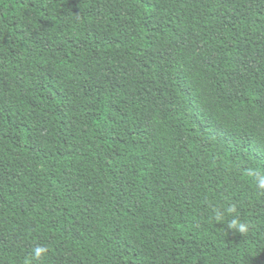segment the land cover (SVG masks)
I'll list each match as a JSON object with an SVG mask.
<instances>
[{"label": "trees", "instance_id": "1", "mask_svg": "<svg viewBox=\"0 0 264 264\" xmlns=\"http://www.w3.org/2000/svg\"><path fill=\"white\" fill-rule=\"evenodd\" d=\"M252 171L264 0H0V264H264Z\"/></svg>", "mask_w": 264, "mask_h": 264}, {"label": "clouds", "instance_id": "2", "mask_svg": "<svg viewBox=\"0 0 264 264\" xmlns=\"http://www.w3.org/2000/svg\"><path fill=\"white\" fill-rule=\"evenodd\" d=\"M250 175L255 177L256 184L260 190H264V173L259 171H252ZM229 214L235 213V208L229 207L226 210ZM217 218H221L218 214ZM228 228L230 230H235L238 233H245L248 230L247 223L239 221L237 218H233L228 222ZM47 249L45 247H36L32 251L31 259L32 261H41L42 258L46 255Z\"/></svg>", "mask_w": 264, "mask_h": 264}]
</instances>
